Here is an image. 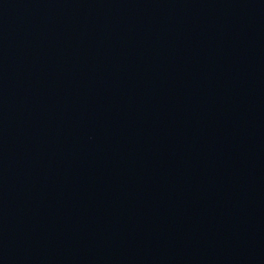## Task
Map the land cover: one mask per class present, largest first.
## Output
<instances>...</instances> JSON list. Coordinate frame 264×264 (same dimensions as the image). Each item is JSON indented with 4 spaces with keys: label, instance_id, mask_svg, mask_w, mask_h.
<instances>
[{
    "label": "water",
    "instance_id": "95a60500",
    "mask_svg": "<svg viewBox=\"0 0 264 264\" xmlns=\"http://www.w3.org/2000/svg\"><path fill=\"white\" fill-rule=\"evenodd\" d=\"M0 264H264V0H0Z\"/></svg>",
    "mask_w": 264,
    "mask_h": 264
}]
</instances>
